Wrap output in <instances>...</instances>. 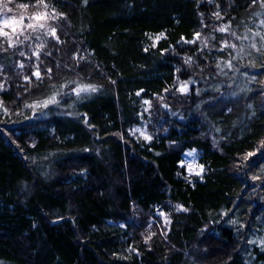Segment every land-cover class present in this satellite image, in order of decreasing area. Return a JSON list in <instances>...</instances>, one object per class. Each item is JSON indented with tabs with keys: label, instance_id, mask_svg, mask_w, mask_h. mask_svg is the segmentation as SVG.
Returning <instances> with one entry per match:
<instances>
[{
	"label": "trees",
	"instance_id": "obj_1",
	"mask_svg": "<svg viewBox=\"0 0 264 264\" xmlns=\"http://www.w3.org/2000/svg\"><path fill=\"white\" fill-rule=\"evenodd\" d=\"M48 2L65 16L51 22L61 42L43 41L42 82L0 38V264H264V54L229 69L235 52L218 51L231 32H264L260 0ZM196 32L207 47L181 41ZM69 81L100 90L78 99L70 83L58 106L24 107ZM142 124L151 141L129 133ZM192 149L201 177L180 166Z\"/></svg>",
	"mask_w": 264,
	"mask_h": 264
},
{
	"label": "snow or ice",
	"instance_id": "obj_2",
	"mask_svg": "<svg viewBox=\"0 0 264 264\" xmlns=\"http://www.w3.org/2000/svg\"><path fill=\"white\" fill-rule=\"evenodd\" d=\"M13 3V0H0V37L6 38L7 45L9 48L14 47L17 43H23L24 41H27L30 39V36L28 34V30H30L32 33H37L36 39L41 40L42 36H51L53 39L57 41V43H60V39L57 36V27L53 26L51 23L52 21L57 20L58 18H63L65 16V13H58L54 7H51L48 0H35L34 4L29 3H19L16 5L18 9L21 11L17 15H9V13L13 12V8L10 6ZM256 3V0H253V4ZM261 8H264V0H260ZM51 7V11H49ZM34 9L33 11H28L29 9ZM213 15L217 19H223L220 12L217 11L213 13ZM260 15H264V13H260ZM261 25L264 26V20L261 21ZM230 29V23L229 24H222L217 31L219 32H228ZM232 36L236 37L237 40L241 41V45L237 47L234 43H229L227 40H223L220 43V48L218 51H223L225 48L232 49L233 52H235V55H231V58L227 61H224L223 63L225 66L229 69L233 68V60L241 59L245 54L247 53V49L250 48L252 50H255V52L264 54V32H254L252 33L251 37L248 36L247 33L243 37L236 36L235 32L230 33ZM164 34L161 33L158 36L155 37V40L153 41V47H155L156 42L159 41V39ZM23 36V40H20L19 37ZM259 37V43L257 42L256 38ZM201 33L196 32L194 33L193 40L188 41L184 37H181V41L185 43H195L197 40H200L201 44L204 45V47L208 46L207 38L200 39ZM243 41H248V44L245 45ZM0 46H2V42H0ZM45 47L44 42L41 40V43L38 44L37 49L35 52H33V55L37 57L39 60L40 57V51ZM145 51H148L147 48L144 49ZM25 53L23 51L20 52V55L23 56ZM50 55V53H48ZM75 58V57H74ZM83 59V57H81ZM191 62V57L186 58V63ZM20 67H23L21 64ZM216 67L218 69L221 68V62L218 61ZM223 69H221L222 71ZM52 69L47 68L44 72V75L47 76V79H52ZM32 76L36 78L37 81L43 80L42 72L39 67L36 68L35 71L32 72ZM25 81L28 83H31V80L28 76L24 77ZM70 83H75L76 86L71 89V94H74L78 99L82 98L83 96L91 95L93 93H96L100 90L99 86L95 84H80L76 83L75 81H69L67 83L61 84L59 87V90L53 91L51 95L43 98V99H36L33 100L31 103H25L24 107L29 108L32 110L33 115L36 114L38 110L47 109L50 105H59L60 101L58 100V97H64L68 96L69 93L64 92L63 89L67 88ZM111 83L115 84V81H111ZM192 83L191 79L188 81H180L179 82V88L177 89L181 93H185L188 91L189 85ZM53 88H55V85H52ZM3 88V85H0V89ZM143 91V90H141ZM165 92L168 91L167 88L164 89ZM137 96L140 95V92L138 91ZM143 103L145 105H148L149 108L151 107V102L149 100H144ZM149 108H146L145 111H148ZM0 110L3 111L4 115L7 116L9 114V109L4 106L3 102L0 101ZM142 115V114H141ZM84 121L87 124V117L84 116ZM219 131V130H217ZM139 133L141 137L145 141H151L152 136L147 132L146 129L142 128H134L130 129L129 133ZM123 138V137H121ZM264 143V142H262ZM159 155V153H157ZM253 152H248L243 156L244 161H249V157L253 156ZM185 156L191 157L192 160L188 162V171L189 173L193 172V164L196 160V150L193 149L192 151H189L185 153ZM184 161H181V165L183 166ZM200 171L196 174L199 175L200 172L203 171V166H198ZM256 177H254L255 179ZM177 211H187L186 208H184L183 205L177 204L176 206ZM225 215L227 213H224ZM158 215L160 217H163L164 223L167 225L170 223L168 219V214L159 211ZM121 227H125V225H121ZM151 227V224L149 225ZM241 227H244V225H241ZM155 235V233H150L148 236L144 238V242L147 244L148 241L151 239V237ZM249 243H257V241L250 240ZM259 246L262 250H264V238L259 240Z\"/></svg>",
	"mask_w": 264,
	"mask_h": 264
},
{
	"label": "rangeland",
	"instance_id": "obj_3",
	"mask_svg": "<svg viewBox=\"0 0 264 264\" xmlns=\"http://www.w3.org/2000/svg\"><path fill=\"white\" fill-rule=\"evenodd\" d=\"M11 6V5H10ZM12 8H13V6H11ZM19 12H20V10H14L13 9V12L12 13H9V15H17V14H19ZM28 34H29V36H30V39L29 40H27V41H24L22 44L21 43H17L15 46H17V47H19V53L21 52V51H23L25 54L22 56L23 58H24V60H18L17 61V63H15L14 64V69H20V72L22 73V69L23 68H26L25 66L30 62V61H32V58H34V61H32L33 63H34V65H35V68L33 67V66H28L27 68H26V70H27V72H28V70L29 69H31L32 68V72L33 71H35L36 70V68L38 67V59H37V57L35 56V55H33V52H35L36 51V49H37V46H38V44H40L41 43V40L42 41H44V39L45 38H48L49 36H42L41 37V40H37L36 39V35H37V33H32L30 30H28ZM0 38H3V39H5L6 40V38H4V37H0ZM19 39L20 40H23V36H20L19 37ZM231 43H234V44H236L237 43V39H236V37H234V40L233 41H231ZM241 45V42L239 43V45H237V47H239ZM23 65V67H20V65ZM22 75H24V74H22ZM27 75V74H26ZM23 79H24V77H23ZM0 85H3V84H0ZM70 88H72L71 86H68L67 87V91L66 92H68V91H70ZM38 111H40V110H38ZM136 128H142V129H145V125H140V126H138V127H136ZM136 135H138V136H140V134L137 132V133H135ZM193 150V149H192ZM192 150H186V151H184L183 152V159H182V161H184V163H183V166L181 165V163H180V166H182L184 169H185V171H186V174L189 176V177H191V178H195V177H201V175H202V173H203V171L202 172H200V174L199 175H197L196 173L197 172H199L200 171V169H199V167L198 166H202L200 163H199V153L196 151V160H195V163L193 164V172H191V173H189V171H188V162L189 161H191L192 160V158L191 157H187V156H185V153H187V152H189V151H192Z\"/></svg>",
	"mask_w": 264,
	"mask_h": 264
}]
</instances>
